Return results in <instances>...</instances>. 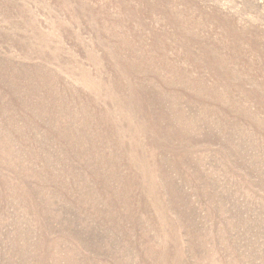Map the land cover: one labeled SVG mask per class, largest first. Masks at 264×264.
<instances>
[{"label":"rangeland","instance_id":"rangeland-1","mask_svg":"<svg viewBox=\"0 0 264 264\" xmlns=\"http://www.w3.org/2000/svg\"><path fill=\"white\" fill-rule=\"evenodd\" d=\"M0 264H264V0H0Z\"/></svg>","mask_w":264,"mask_h":264}]
</instances>
